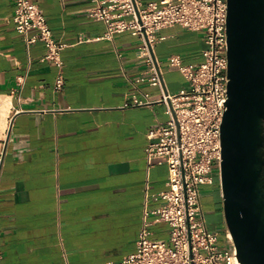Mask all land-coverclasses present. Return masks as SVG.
<instances>
[{"label": "crops", "instance_id": "0c3cea01", "mask_svg": "<svg viewBox=\"0 0 264 264\" xmlns=\"http://www.w3.org/2000/svg\"><path fill=\"white\" fill-rule=\"evenodd\" d=\"M33 1L65 46L63 64L43 60L44 43H26L13 21L15 0H0V264L120 262L137 251L147 219L151 238L169 241L170 226L147 217L169 175L164 159L147 158L148 132L168 120L163 94L191 90L168 59L201 65L202 32L178 25L158 32L155 86L141 81L150 76L141 38L105 39L107 24L90 16V0ZM60 72L64 87L56 90ZM145 94L152 103L135 105ZM214 180L201 205L209 231L230 251L217 170Z\"/></svg>", "mask_w": 264, "mask_h": 264}, {"label": "built area", "instance_id": "2783aa9c", "mask_svg": "<svg viewBox=\"0 0 264 264\" xmlns=\"http://www.w3.org/2000/svg\"><path fill=\"white\" fill-rule=\"evenodd\" d=\"M89 14L107 24L105 39L131 32L142 40L141 57L150 66L151 85H161L157 62L151 48L164 28L182 26L202 32L206 45L205 61L194 70L179 67L192 88L178 94H163L159 100L167 106L168 120L148 132L147 158L164 159L169 168L168 189L156 196L160 206L147 211L170 226L169 241L151 238L150 222L145 221L137 240V251L120 262L103 264H240L234 250L218 243V234L209 231L201 205L203 188L214 184V172L220 174L221 124L227 101V0H159L144 7L142 0H90ZM13 21L28 45L42 42L47 48L43 60L62 68L61 51L65 47L54 39L47 17L33 0H15ZM36 31L34 35H30ZM64 87L59 73L56 90ZM135 105L152 103L151 96L134 97ZM1 255V253H0Z\"/></svg>", "mask_w": 264, "mask_h": 264}, {"label": "water", "instance_id": "95a60500", "mask_svg": "<svg viewBox=\"0 0 264 264\" xmlns=\"http://www.w3.org/2000/svg\"><path fill=\"white\" fill-rule=\"evenodd\" d=\"M220 185L240 264H264V0H227Z\"/></svg>", "mask_w": 264, "mask_h": 264}, {"label": "rangeland", "instance_id": "374dc122", "mask_svg": "<svg viewBox=\"0 0 264 264\" xmlns=\"http://www.w3.org/2000/svg\"><path fill=\"white\" fill-rule=\"evenodd\" d=\"M203 190H204L203 196L207 198L209 195H211L214 189L212 187H204ZM206 211L208 212V210H205V212Z\"/></svg>", "mask_w": 264, "mask_h": 264}]
</instances>
